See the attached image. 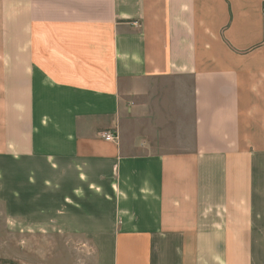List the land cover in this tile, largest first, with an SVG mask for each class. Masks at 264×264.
<instances>
[{"label": "crops", "instance_id": "crops-1", "mask_svg": "<svg viewBox=\"0 0 264 264\" xmlns=\"http://www.w3.org/2000/svg\"><path fill=\"white\" fill-rule=\"evenodd\" d=\"M11 260L264 264V0H0Z\"/></svg>", "mask_w": 264, "mask_h": 264}, {"label": "built area", "instance_id": "built-area-1", "mask_svg": "<svg viewBox=\"0 0 264 264\" xmlns=\"http://www.w3.org/2000/svg\"><path fill=\"white\" fill-rule=\"evenodd\" d=\"M101 139H103L106 142H113L116 140V135H114L112 132H101L100 134ZM7 264H14L12 262H8Z\"/></svg>", "mask_w": 264, "mask_h": 264}, {"label": "rangeland", "instance_id": "rangeland-1", "mask_svg": "<svg viewBox=\"0 0 264 264\" xmlns=\"http://www.w3.org/2000/svg\"><path fill=\"white\" fill-rule=\"evenodd\" d=\"M5 248H9V247H7V245H6ZM8 261H10V260H8ZM11 262L14 263V264H18V263H17L16 261H14V260H11Z\"/></svg>", "mask_w": 264, "mask_h": 264}]
</instances>
